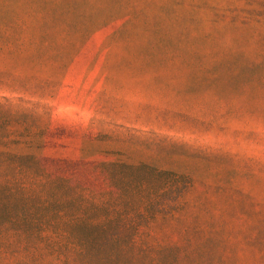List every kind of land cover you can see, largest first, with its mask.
Masks as SVG:
<instances>
[{
  "label": "rangeland",
  "instance_id": "1",
  "mask_svg": "<svg viewBox=\"0 0 264 264\" xmlns=\"http://www.w3.org/2000/svg\"><path fill=\"white\" fill-rule=\"evenodd\" d=\"M0 264H264V0H0Z\"/></svg>",
  "mask_w": 264,
  "mask_h": 264
},
{
  "label": "trees",
  "instance_id": "2",
  "mask_svg": "<svg viewBox=\"0 0 264 264\" xmlns=\"http://www.w3.org/2000/svg\"><path fill=\"white\" fill-rule=\"evenodd\" d=\"M176 206L175 207H172L170 212H173L175 210ZM122 223L120 224L119 226V232H115V234H113V237H116L118 238L122 243H125V245H128L129 247L131 246V244L134 242V240L132 239L131 236H133V233H131L130 231L135 228L136 230L138 229L137 226H134V225H131L129 226V230L127 229V227L125 228V224H123L122 226V229L123 230H120V227H121ZM104 228L108 229L109 228V225H105ZM135 232V231H133Z\"/></svg>",
  "mask_w": 264,
  "mask_h": 264
}]
</instances>
